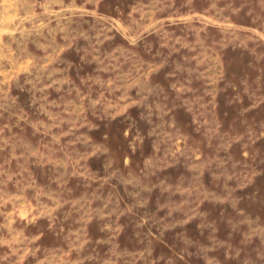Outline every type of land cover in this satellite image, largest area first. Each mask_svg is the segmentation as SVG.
I'll return each mask as SVG.
<instances>
[{"label":"rangeland","instance_id":"rangeland-1","mask_svg":"<svg viewBox=\"0 0 264 264\" xmlns=\"http://www.w3.org/2000/svg\"><path fill=\"white\" fill-rule=\"evenodd\" d=\"M0 264H264V0H0Z\"/></svg>","mask_w":264,"mask_h":264}]
</instances>
